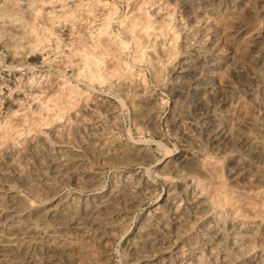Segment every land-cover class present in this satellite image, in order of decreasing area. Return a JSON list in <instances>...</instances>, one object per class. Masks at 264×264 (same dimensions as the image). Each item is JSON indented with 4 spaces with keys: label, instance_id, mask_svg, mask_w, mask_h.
Masks as SVG:
<instances>
[{
    "label": "bare ground",
    "instance_id": "bare-ground-1",
    "mask_svg": "<svg viewBox=\"0 0 264 264\" xmlns=\"http://www.w3.org/2000/svg\"><path fill=\"white\" fill-rule=\"evenodd\" d=\"M45 1L46 0H3L0 3V33H2L3 36L6 37L8 43L11 38L16 36L27 38L26 44L36 41L34 39V37L36 36L33 37L31 33H26V31L24 30L25 28L22 27V25L19 24L18 21L23 17V15H39L40 13L44 12L45 14L50 13L49 11H47ZM50 1L51 0H49L48 2ZM59 2L57 1V3ZM35 4H39V6L37 7L35 6ZM61 8H63V6ZM79 9L81 10V8ZM58 14L60 13L58 12ZM41 16H43V14ZM48 16L50 17L49 14ZM69 17H71V15H69ZM21 20H23L24 22V19ZM49 23L53 22L50 21ZM32 25H35V23H33ZM86 30L89 31L87 28ZM110 35L112 34H107L104 39L112 41ZM52 37L50 36V39ZM134 38L136 39V37ZM18 39L19 38H17L16 40ZM38 40L39 42H41L40 39ZM55 40H57V38ZM166 44L168 45V43ZM38 45L40 46L41 44ZM157 45L159 46V44ZM29 47L27 46V48ZM118 48L121 51V48L123 47H117V49ZM146 48H148V46ZM88 50L86 51V53L88 52ZM19 52L21 53V51ZM164 52L165 47H161V58L164 57ZM112 56L115 61H119V57L116 52ZM95 57H93V60ZM102 57L105 56L103 55ZM11 60L13 61V59ZM249 60L253 68L251 74L252 76L249 73V75L251 76L250 80H252L253 84L252 86L244 89L242 92H239L240 95L245 99L244 104L246 105V108L248 110L247 114L250 120L249 126L235 125V129H233L232 131H230L231 129H227V125L224 119V115L226 114L227 110L224 111V115L221 110V108H223V106L227 103L226 92L224 91V89L219 90L218 92L215 91L216 93H218V95H220V97H222L220 105L218 103V105L211 104L203 96V94L198 93L194 86L187 80V76L190 74V70L192 68L191 60L189 59L179 61L177 63H174V60L172 61L174 65L171 67V70L175 72L174 74H176L175 77L178 79V82L174 84L170 89L173 101L170 115L168 118L166 116L165 119H167L170 130L174 133V135H177V137L180 138L179 140L183 139L192 144H198V137H200V140H203V142L208 145L209 151L212 154L211 156L215 155L217 156V158L219 156L225 157L228 161V164L230 165V167L228 165L229 169L227 171V174L231 183L237 185V187L244 191L252 192L253 195V193L264 194V52H262V50H258L256 53H253L251 59ZM135 61L138 62V58ZM72 63L75 62L73 61ZM81 63H84V61ZM145 65L147 64L145 63ZM158 66L155 65V63L153 64V68H156L155 70L158 69ZM93 67H95V65ZM83 69L86 70L85 68ZM83 69L82 72H84ZM167 69L169 70V68ZM123 70L124 69H121V71ZM150 70H152V67ZM94 73H96V71ZM90 74L92 75V73ZM137 74L139 77V72ZM92 77H90V80ZM158 77L160 76L158 75ZM165 77H167V75ZM94 79L92 80V82H94ZM129 79L130 81H128ZM131 79V77H125L120 82V87L125 93V97L120 104L129 112L130 121L135 129H147L148 131L151 129L154 130L157 122L160 121L158 120V105L156 103L157 99L155 100L154 97L151 96L150 92L141 89L136 82L137 80L131 82ZM168 82L170 83V80ZM103 83L104 82H102V84ZM162 84L164 85V83ZM144 85H142V87H144ZM18 87L20 88L21 86ZM45 87L47 88V86ZM208 89H210V87ZM51 90L52 89H50V91ZM212 90L214 91V89ZM32 91L35 92V90ZM167 92H169V90ZM73 94L74 93L72 92V95ZM85 95L83 94L82 97H84ZM80 97L81 96L78 97L79 102H83L77 106L74 115H72L74 119L79 122L81 119H83V117H89L90 119L97 122V106L93 104L88 105L86 100H81L82 98ZM42 98H44L45 100L46 97L44 96ZM215 99L216 98L214 97V100ZM16 101L18 102V100ZM46 102L47 101H45V103ZM184 102L185 104H183ZM186 103L188 105L187 107L190 108L189 110H187L188 108L186 109L185 107ZM12 104L10 102H7L6 109H12L10 108ZM39 106L40 105L38 104V107ZM72 106L71 107L74 108V105ZM14 110L16 109L14 108ZM11 112L13 111L11 110ZM11 112L8 115L11 116ZM35 112L37 115V111ZM105 112L111 124L108 125L112 126V128L115 129L113 130L115 132L118 122H116L117 118L115 116L114 109L105 108ZM15 113L16 112H14V115ZM21 113H23V111ZM25 115L23 117L21 116V114L18 115L21 116V121L18 120V122L20 121L19 123L16 122L12 124L9 121L6 122L5 117L4 121L6 123L4 124L3 122L4 126L1 125L2 121L0 124V191H5L6 189H9L13 186H17L24 192L31 193L33 195H36V197L38 196L42 198L46 201V204L42 206L34 204L33 200L23 192L14 191L0 194V264H117V261H115L111 257V254L114 251L113 249L115 248L114 245L117 237L121 239L122 243L119 250V255L121 259H124V261L129 264H202L203 260H207L211 264H216L215 262L217 261V259H220L223 264H264V210L261 209L262 207L257 210L258 205H256V209L254 207L252 208V210L254 211L252 216L245 215L240 210V205L237 204L236 201H234V198L231 197L227 190L211 188L208 185L209 183H207L206 181L208 175L204 170L202 163L196 161L188 153H172L171 151H169V149L167 150V148H165L166 145L163 146L159 141L157 145L164 147L166 153L165 156L160 159L157 164L148 166V168L143 167L144 171L138 170L133 172L131 179L124 177L123 180L112 185L110 184V188L98 197L95 196L94 198H88L81 194H74L72 196H64L62 198L53 200L59 186H71L77 189H91L97 187L98 184H100V173L98 169H94L95 167L92 168L91 166H89V159H91V161L93 160L97 162V164H105L108 162L111 163V161L117 160L121 162H134L140 165H148L151 154H149L147 149V141H136L131 136L129 137L127 135L128 133L126 134L127 136L125 135L126 137H128L127 139H121L120 137L122 136L118 137L117 131L116 135L111 131H104V129H102L104 126H106V123L104 122L105 125H102V128H100L101 126L98 123L97 124L100 127H97L98 125L94 124L90 125L85 130V136L83 135L84 137H79L75 141V144L74 142H72V144H74V147L71 148L62 147L61 145L63 144V142L60 141L61 138L58 139V136H56L55 139L59 140L60 146H58V148L54 151H50L47 149L46 144L44 143L42 138H40V135L37 134L39 136L37 137L33 132H37V130H40V128L43 127V129L46 128V131H48L47 133H52V136L54 137L56 130H53L51 126L52 122L54 121H52L53 118L49 120L46 119L45 121H43V119L42 121H38L37 117L32 119V117L29 118L30 115L29 117ZM45 117H47V114ZM48 117L50 118V116ZM62 125L64 124L62 123ZM133 134H135V132ZM17 144H22L23 147L20 146L22 149L19 148ZM65 145L67 144L65 143ZM201 147H199V149ZM151 168H154L153 171H151ZM212 168L210 170H212ZM224 174L226 176V173ZM127 176H129V174ZM156 177L164 180H169V185L166 191L160 196V202L156 204L154 203L152 207L141 213L137 225L133 229L128 230V226L133 221L135 213L139 210L142 203L151 198V196L153 195L155 190L154 179ZM221 212H223V214L224 212L227 214L225 220L218 219Z\"/></svg>",
    "mask_w": 264,
    "mask_h": 264
},
{
    "label": "rangeland",
    "instance_id": "rangeland-1",
    "mask_svg": "<svg viewBox=\"0 0 264 264\" xmlns=\"http://www.w3.org/2000/svg\"><path fill=\"white\" fill-rule=\"evenodd\" d=\"M2 1L3 0H1L0 3ZM48 1L49 0H46L45 4L47 7V11L50 12V13H48L50 15V17L48 16L47 13L45 14V12H44V13H40L39 14L40 16L35 15V14H30L29 15L30 17L23 15V17L21 19H24V22L21 19L18 21L19 24H21L22 27L25 28L24 30L26 31V33L29 32L33 35V37L34 36L37 37V38L34 37V39L36 40L35 42H31V43L29 42L28 44H26L27 38H22L21 36H19V37L16 36V37L11 38L12 40L11 39H10V41L8 40L9 41V43H8L6 40V37L3 36L2 33H0V37H1L0 38V111H1L0 112V124H1V121H2L1 125H3V126L7 121L14 124V123L18 122V120L21 121V116L23 117L25 114H26L25 116H27V117H29V115H30L29 118L32 117V119L37 117L38 121H42V119H43V121H45L46 119L49 120V119L53 118L52 121L53 120L54 121L52 122L51 126H52L53 130H56L54 137L52 136V133H50V132L47 133L48 131H46V128L43 129V127H41L40 130H37V132L34 131L33 133H35L37 137H39L38 135H40V138H42V140L46 144V147L48 150L54 151L55 149L58 148V146H60V142L58 139L61 138L60 141L63 142V144L61 145L62 147L71 148V147H74V144L76 143L75 141L79 137L85 136V132H86L85 130L90 125H92V124L98 125L99 124L101 127L99 125L97 127L102 128L106 123V126H104L102 129H104V131H111L115 135L118 133L117 136L118 137L122 136V137H120L121 139L122 138L127 139L128 137H126V136L128 135L129 137L131 136L136 141H147V149H148L149 154H151L150 155L151 158H150L148 165H140V164L134 163V162H121V161H117V160L111 161V163L108 162L105 164H97V162H95L93 160L91 161V159H89V162H88L89 166H91L92 168L95 167L94 169H96V170L98 169V171L100 173V175H99V183L100 184H98L97 187L91 188V189H87V188L77 189V188H74L71 186H59L53 200L62 198L64 196H72L74 194L75 195L81 194V195H84L85 197H88V198H94L95 196L96 197L100 196L105 191H107L112 184L123 180L124 177L131 179L133 172L138 171V170L144 171V168H148V166H153V165L157 164V162L160 159H162L166 154L164 147L157 145V143L160 142L163 146L166 145L165 148H167V150L169 149V151H171L172 153H174V154L183 153V152L188 153L196 161H199L200 163H202V166L208 175V177L206 179L207 183H209L208 185L211 188H216L219 190H227V192H229L231 197L234 198V201H236V203L240 205L239 206L240 210L245 215L252 216L253 212H254L252 210V208L253 207L255 208L256 205H258V208L256 206L257 210L260 209L261 207H262L261 209L264 210V197H263L264 194L253 193V195H252V192L244 191V190L240 189L239 187H237V185H234L233 183H231L230 179L228 178V174H227L228 173L227 171H228L230 165L228 164V161L226 160L225 157L219 156L217 158V156H215V155L211 156L212 154L209 151L208 145L205 144L203 142V140H200V137H198V142H199L198 144H192V143H190L186 140H183V139H181L182 141L179 140L180 138L177 137V135H174V133L170 130L168 123H167V119H165L166 116H167V118L169 117L170 112H171V107H172L173 98H172L170 89L173 87L174 84H176L178 82V79L175 77L176 74H174L175 72L171 70V67L174 65V63L189 59V60H191V67L192 68L190 70V74L187 76V80L194 86V88L198 91V93L203 94V96L211 104H215V105L219 104L220 105V103L222 101V97H220V95H218V93H216V92H218L219 90H222V89H224V91L226 92V95H227V99H226L227 103L226 104L227 105L225 104L223 106V108L225 107L224 108L225 110L223 108H221V110L223 112V115L225 114L224 111L227 110L226 114L224 115V119H225V122L227 125V129H229V130L231 129L230 131H232L233 129H235V125L236 126L237 125H243V126H245V125L249 126L250 125L249 116L247 114L248 110L246 108V105L244 104L245 99L240 95L239 92H242L244 89L248 88L249 86H252V84H253L252 80H250L251 76H252L251 74H252L253 68H252V65H251L249 59H251V56L253 55V53H256L258 50L259 51L262 50V52H264V49H263L264 48V0H76V1L75 0H60V2H59V0H51L50 2H48ZM52 1H53V3H52ZM57 1L59 3H57ZM60 3H61V5H60ZM77 3H78V5H77ZM55 4H56V6H55ZM35 6L38 7L39 4H35ZM62 6H63V8H61ZM33 7H34V5H33ZM51 7H53V8H51ZM79 8H81V10ZM58 12L60 14H58ZM106 12H108V13H106ZM42 14H43V16H41ZM69 15H71V17H69ZM44 16H46V17H44ZM46 18H47V20H46ZM134 19H135V21H134ZM46 21H47V24H46ZM50 21L53 23H49ZM107 21H109V22H107ZM130 21H132V22H130ZM32 22L35 23V25H32L33 24ZM27 25H29V26H27ZM42 26H43V28L45 27L47 29L44 28V30H43ZM106 26H108V27H106ZM157 26H159L160 28ZM49 27H50V31L51 30H53V31L50 32ZM86 28L89 31H87ZM100 30H101V32H100ZM109 31H110V33H109ZM47 33H48V35H47ZM106 33L108 35L112 34V35H110L112 38V41H108V40L104 39L105 36L107 35ZM55 35H56V37H55ZM157 35H159V36H157ZM50 36L51 37L53 36V37L50 39ZM134 37H136V39ZM17 38H19V39L16 40ZM56 38L58 41L55 40ZM102 38H103V40H102ZM7 39H9V38H7ZM38 39H40L41 42H39ZM42 41H43V44H42ZM48 41H49V43H48ZM118 41H120V42H118ZM121 41H123V42H121ZM147 41H148V43H147ZM152 41L155 43H153ZM105 42H107V43H105ZM44 43L47 44L48 46L45 45ZM166 43H168V45ZM173 43H174V45H173ZM38 44H41V45L39 46ZM54 44H55V46H54ZM58 44H59V46H58ZM134 44H135V46H134ZM136 44H138V45H136ZM157 44H159V46ZM164 44L167 46H165ZM19 45H21V46H19ZM88 45H91V46H88ZM131 45H133V46H131ZM27 46L28 47L30 46V47L27 48ZM38 46H39V48H38ZM137 46H140V47H137ZM147 46H148V48H146ZM36 47H37V49H36ZM44 47H46V48H44ZM117 47H120V48L123 47V48H121L122 52L120 51L119 48L117 49ZM161 47H165L164 57H162V58L160 55V48ZM74 49H76L77 51ZM86 49L87 50L89 49L87 53H86V51H87ZM41 50H42V52H41ZM157 50H158V52H157ZM19 51H21V53ZM80 51H83V52H80ZM90 51H91V53H90ZM115 52L118 54L119 61H115L113 56H112ZM175 52L177 55L175 54ZM100 53H102V54H100ZM156 53H158V54H156ZM25 54H26V56H25ZM144 54H146V55H144ZM155 54H156V56H155ZM103 55L105 57H102ZM139 55H140V57H139ZM16 56H17V58H16ZM89 56H90V58H89ZM95 56H97V57H95ZM153 56H154V58H153ZM93 57L96 58V59L94 58L95 62L93 60ZM150 57H151V59H150ZM137 58H138V62L135 61V60H137ZM11 59H13V61ZM23 59H24V61H23ZM169 60H170V62H169ZM22 61H23V63H22ZM73 61L75 63H72ZM83 61L85 64L81 63ZM124 62H125V64H124ZM145 63L148 65V67H147V65H145ZM154 63L157 66L159 65L157 67L158 68L157 70H155L156 68H153ZM94 65H95V67H93ZM73 67H75V68H73ZM112 67H114V68H112ZM126 67H128V68H126ZM151 67H152V70H150ZM79 68H80V70H79ZM83 68H85L86 70H84ZM117 68L118 69H120V68L124 69L125 71L124 70L121 71V69L118 70ZM167 68H169V70ZM73 69H74V71H73ZM82 69L84 70V72H82ZM5 70H7V71H5ZM8 70H9V72H8ZM10 70H12V71H10ZM95 71L97 74L94 73ZM233 71H235V72H233ZM104 72H106L107 74ZM138 72H139V77L137 74ZM83 73L86 75H84ZM90 73H92V75ZM98 73H100V74H98ZM249 73L251 76L249 75ZM82 74H83V76H82ZM158 75L160 77H158ZM166 75H167V77H165ZM97 76H98V78H97ZM117 76H118V78H117ZM90 77H92L91 80H90ZM125 77H131L132 78L131 82L137 80L136 82L141 89H144L147 92H150L151 96L154 97L155 100L157 99L156 103L158 105V118H159L158 120H160V121L157 122L154 130L151 129L148 131L147 129H142V130L135 129V127H133V125L130 121L129 112L127 111V109L125 107H123L120 104L121 101L123 100V98L125 97V93L120 87V82ZM140 77H142V78H140ZM83 78H84V80H83ZM94 78H96V79H94ZM109 78H110V80H109ZM86 79H88V80H86ZM93 79H94V82H92ZM99 80H101V81L103 80L102 82H104V83L102 84V82ZM169 80H170V83L168 82ZM128 81H130V79ZM161 82L164 83V85ZM117 83H118V85H117ZM60 85H62V86H60ZM142 85H144V87H142ZM7 86H8V88H7ZM18 86H21V87L19 88ZM45 86H47V88ZM209 87H210V89H208ZM240 88H242V89H240ZM50 89H52V90L50 91ZM198 89H200V90H198ZM212 89H214V91ZM227 89H229V90H227ZM28 90H30V91H28ZM32 90H35V92ZM168 90H169V92H167ZM153 91H154V93H153ZM21 92L23 93L24 96L22 95ZM72 92L74 93L73 95H72ZM236 92H237V94H236ZM83 94L84 95L86 94V95L84 97H82ZM44 96L47 99L45 98V100H44V98H42ZM79 96H81L80 97V98H82L81 100H84V101L86 100L88 105L93 104V105L97 106L96 112H97V116H98V119L100 120V122L98 119L96 122L95 120H92L89 117H83V119H81L79 122L74 119V117L72 115H74L77 106L83 102V101L79 102V98H78ZM70 97H71V99H70ZM214 97L216 98L215 100H214ZM228 97L230 100L228 99ZM231 97L232 98L234 97V98L232 99ZM62 98H64V99H62ZM218 98H220V99H218ZM19 99H21V100H19ZM12 100H14V101H12ZM16 100H18V102ZM39 100H40V102H39ZM48 100H50L51 102ZM45 101H47V102L45 103ZM73 101H74V103H73ZM7 102H10L11 104L13 103L10 106V108H12V109H10V110L6 109L7 108V105H6ZM55 102H56V105H55ZM16 103H18V104H16ZM27 103H28V106H27ZM38 104L42 107H40V106L38 107ZM183 104H185V102ZM72 105H74V108H72L73 107ZM244 105H245V107H244ZM187 106L188 105L186 103V105H185L186 109L188 108ZM13 107L16 110H14ZM60 108H61V110H60ZM70 108H72V109H70ZM105 108L114 109L115 116L117 118L116 122H118L117 123V129H116L117 133H116V131L114 132L113 130H115V129H113L112 126H110L111 124H110L109 119L106 115ZM46 109H47V111H46ZM189 109L190 108H188L187 110H189ZM11 110L13 112H11ZM240 110H241V112H240ZM2 111H3V114H2ZM8 111L11 112V116L8 115V114H10V112H8ZM22 111L24 114L21 113ZM35 111H37V115H36ZM43 111H46V112H43ZM4 112H6V113H4ZM14 112H16L15 115H14ZM50 112L54 113V114H51ZM57 112L60 114V116ZM20 114H21V116H18ZM31 114H32V116H31ZM46 114H47V117H45ZM65 115H67V116H65ZM229 115H230V118H229ZM233 115L236 117H234ZM237 115H238V117H237ZM48 116H50V118ZM54 116H56V117H54ZM5 117H6V119H5ZM13 118H15V119H13ZM160 118H162V119H160ZM235 118H237V119H235ZM4 119L6 122L4 121ZM60 120L61 121L64 120V121L61 122ZM235 120H236V123H235ZM3 122H4V124H3ZM62 123L64 125H62ZM69 123H70V125H69ZM160 123H161V125H160ZM228 123H231V124H228ZM108 124H110V125H108ZM63 126H65V127H63ZM57 128L60 130V132ZM109 128H110V130H109ZM63 129H64V131H63ZM73 129H74V131H73ZM78 130L80 131V133ZM134 132H135V134H133ZM156 133H158V134H156ZM76 134L77 135L81 134V135L77 136ZM56 136H58L57 137L58 139H55ZM48 142H50L51 144ZM72 142H74V144H72ZM201 142H202V144H201ZM65 143L67 145H65ZM52 144H54V145H52ZM192 145H193V147H192ZM20 146L23 147L22 144L18 145L19 148H21ZM199 147H201V148L199 149ZM112 163H114V164H112ZM228 165H229V167H228ZM211 168H212V170H210ZM153 169L151 168V171H153ZM224 173H226V176ZM128 174H129V176H127ZM213 176H214V178H213ZM154 184H155V190H154L153 195L151 196V198L147 199L145 202L142 203L141 207L137 211L138 213L137 212L135 213L133 221L128 226V230L133 229L137 225L138 219H139L141 213H143L145 210H148L150 207H152V205H154V203L156 204V203L160 202L159 198L166 191V189L169 185V180H167V179L164 180V179H160V178L156 177L154 179ZM14 191L15 192H23L29 198H31L33 200L34 204H36V205L42 206V205L46 204V201L43 200L42 198H40L38 196H37L38 197L37 198L36 195L24 192V191H22L21 188H19L17 186H13L9 189H6L5 191H0V194H3V193L5 194L8 192H14ZM248 195H250V196H248ZM250 197H252V198H250ZM258 199H260V200H258ZM222 214H223V212H221L219 214L218 219L225 220L227 214L225 212L223 215ZM121 245H122L121 239L119 237H117L115 240V245H114L115 248L113 249L114 251L112 252L111 257L115 261H117V264H129L126 261H124V259H121L120 255H119V252H120L119 250H120ZM263 257H264V252H263ZM203 262H202V264H211L207 260H203ZM221 262L222 261L220 259H217V261L215 263L216 264H223V262L222 263Z\"/></svg>",
    "mask_w": 264,
    "mask_h": 264
}]
</instances>
